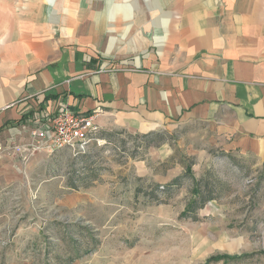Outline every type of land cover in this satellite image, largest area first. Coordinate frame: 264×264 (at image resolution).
<instances>
[{"label":"rangeland","instance_id":"obj_1","mask_svg":"<svg viewBox=\"0 0 264 264\" xmlns=\"http://www.w3.org/2000/svg\"><path fill=\"white\" fill-rule=\"evenodd\" d=\"M154 2L54 0L57 22L45 5L44 26L101 63L133 62L151 53L143 32H162ZM162 132L157 145L114 130L81 153L2 164L0 264H264V160L230 150L207 124Z\"/></svg>","mask_w":264,"mask_h":264},{"label":"crops","instance_id":"obj_2","mask_svg":"<svg viewBox=\"0 0 264 264\" xmlns=\"http://www.w3.org/2000/svg\"><path fill=\"white\" fill-rule=\"evenodd\" d=\"M18 1H0V166L20 167L4 144L26 140L61 105L97 111L99 136L197 122L225 136L230 150L264 160V0H156L162 32L140 38L150 55L111 65L52 39L44 24L45 5L57 22L54 0Z\"/></svg>","mask_w":264,"mask_h":264},{"label":"built area","instance_id":"obj_3","mask_svg":"<svg viewBox=\"0 0 264 264\" xmlns=\"http://www.w3.org/2000/svg\"><path fill=\"white\" fill-rule=\"evenodd\" d=\"M97 113L80 114L61 105L53 114L38 119L26 140H10L5 151L20 157L23 162L36 154L52 156L66 149L81 153L91 142H103L98 139L100 128L95 123Z\"/></svg>","mask_w":264,"mask_h":264},{"label":"trees","instance_id":"obj_4","mask_svg":"<svg viewBox=\"0 0 264 264\" xmlns=\"http://www.w3.org/2000/svg\"><path fill=\"white\" fill-rule=\"evenodd\" d=\"M106 136L105 135H102V138H105ZM142 138H144V139H150V141L149 142H147V144H146V147L147 146H149V144L148 143H150V142H153V143H155V145H157V144H159V143H162L163 142V140H164V138H163V133L162 132H155V133H148V134H145V135H143L142 136ZM157 186H155V188H156ZM194 196H198V195H200V191H199V189L197 188V187H195L194 189H193V193H192ZM209 199V198H208ZM207 199V200H208ZM206 200V199H205ZM205 200L201 203V204H199V205H194V206H202L203 204H204V202H205ZM206 200V201H207ZM192 207H193V204L191 205V207H189L188 209H187V211L188 212H191V211H194V208L192 209ZM197 208H199V207H197ZM196 208V209H197ZM201 208V207H200ZM226 258H229V257H226ZM218 260H221V259H223V258H217ZM217 259H215V260H217Z\"/></svg>","mask_w":264,"mask_h":264}]
</instances>
